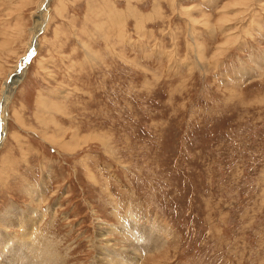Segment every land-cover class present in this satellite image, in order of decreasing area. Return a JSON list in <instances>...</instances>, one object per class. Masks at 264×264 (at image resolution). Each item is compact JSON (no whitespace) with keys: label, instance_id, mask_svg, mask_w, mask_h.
Instances as JSON below:
<instances>
[{"label":"rangeland","instance_id":"obj_1","mask_svg":"<svg viewBox=\"0 0 264 264\" xmlns=\"http://www.w3.org/2000/svg\"><path fill=\"white\" fill-rule=\"evenodd\" d=\"M41 2L0 0V97ZM59 17L72 61L42 55ZM37 43L6 105L0 264L39 216L58 264H118L120 221L163 243L136 264H264V0H50Z\"/></svg>","mask_w":264,"mask_h":264},{"label":"bare ground","instance_id":"obj_2","mask_svg":"<svg viewBox=\"0 0 264 264\" xmlns=\"http://www.w3.org/2000/svg\"><path fill=\"white\" fill-rule=\"evenodd\" d=\"M49 2H50V0H42V2L40 3L39 8H38V13H37L38 18L35 21L33 34H32L31 39L27 45L26 52H25L24 56L20 59L14 76L10 80H8V82L5 83V86H4L3 91L1 93V97H0V130L3 129V131H0V146L2 145V143L4 141L5 132H6V129H5V121H6V116H7L6 105L10 100L11 94L13 93V91L15 90V88L18 86V84L21 82V80L23 78L25 69L28 65L27 61H28L29 56L35 54V51L37 50V47H38L37 37H38V35L46 29V25L48 22ZM34 213L35 212H30V215H35ZM43 216H44V214H43ZM0 217L5 221L8 220L5 217L4 213L1 214ZM41 217L42 216H39L37 218L31 217L27 220H25L23 217H20V219L17 218L18 219V220H16L17 222L15 221L17 224H20L19 227L27 230V235L25 238L14 239L13 250L11 251L13 253V255H12L13 261H10L11 262L10 264H58L57 259L55 260V257H57V253H55L53 251H51V252L46 251L45 252L42 249L43 246L41 245L42 246V248H41V246L39 244V242H40V241H38L39 239H37L36 241L31 239V236H32L35 228H36V232L39 229L38 223H39V221H41ZM14 225H15V223L12 224V226H14ZM119 225L121 226V229L119 230L120 235L126 236L128 244L126 246V250H125L124 254L118 258V264H136V262L139 258V253L142 254V256H143L146 253H151L152 251L158 250V249L163 247V243H161L160 238L154 237V236L152 238L149 237L146 229L143 230V229H139L137 227L129 226V224L127 222H123V221H120ZM6 228H7V226H6ZM30 229H32V230L29 231ZM114 231H116V230H114ZM104 235H105V233L100 229V232L97 235V237H99L100 239L105 238L107 240L106 236H104ZM33 238H36V237H33ZM19 246H22V248L20 250H15V248H17ZM137 252H138V256H137ZM133 260H134V262H133ZM95 261L97 264H108L106 262V256L103 253L101 255L97 256Z\"/></svg>","mask_w":264,"mask_h":264},{"label":"crops","instance_id":"obj_3","mask_svg":"<svg viewBox=\"0 0 264 264\" xmlns=\"http://www.w3.org/2000/svg\"><path fill=\"white\" fill-rule=\"evenodd\" d=\"M65 24L69 25V28H68V26H65V27H67L71 31L70 35H73L75 33L72 30V28H73L72 22H70L69 20H65V19L63 20V17L55 18L53 23L51 24L52 25V27H51L52 31L47 34L48 36L45 37V39L41 45L42 55H44V57L48 56V55L49 56H57L58 55V57H63L64 59L72 61V55H71L72 54V48L68 47V45L66 44L68 41V38L63 37V33H61V31H58V30L64 29ZM65 34L69 35V33H65ZM74 38H75V34H74ZM54 63L56 66L57 60ZM32 65H34V63ZM50 66H51V64H50ZM31 68H33V67L31 66ZM32 74H34V72H32ZM27 77H28V74H27ZM26 82H27V80H24L23 83L21 81V86L23 88H26L25 87ZM18 86L16 87V89L18 88ZM15 93L16 94L14 95V97L16 99H18L19 101H21L22 103H32L34 101V99H33L34 95L32 93L27 94V95H24V93L17 94L18 90Z\"/></svg>","mask_w":264,"mask_h":264},{"label":"water","instance_id":"obj_4","mask_svg":"<svg viewBox=\"0 0 264 264\" xmlns=\"http://www.w3.org/2000/svg\"><path fill=\"white\" fill-rule=\"evenodd\" d=\"M31 57H32V55H31V56H29V58H28V61H29V59H30ZM28 61H27V62H28Z\"/></svg>","mask_w":264,"mask_h":264}]
</instances>
